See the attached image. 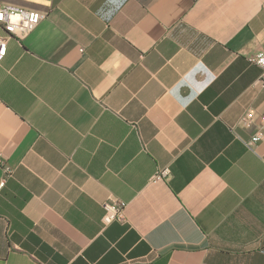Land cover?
<instances>
[{"label":"crops","instance_id":"0c3cea01","mask_svg":"<svg viewBox=\"0 0 264 264\" xmlns=\"http://www.w3.org/2000/svg\"><path fill=\"white\" fill-rule=\"evenodd\" d=\"M3 1L0 264H264V0Z\"/></svg>","mask_w":264,"mask_h":264},{"label":"built area","instance_id":"2783aa9c","mask_svg":"<svg viewBox=\"0 0 264 264\" xmlns=\"http://www.w3.org/2000/svg\"><path fill=\"white\" fill-rule=\"evenodd\" d=\"M43 14L36 10H30L17 6L12 3L0 0V27L4 30V34H0V60L6 54L7 41L15 37L21 39L31 32L39 23ZM249 61L256 64L261 69V74L256 83L264 86V50L258 51L249 57ZM255 118L252 111L245 112L243 120L251 121ZM261 124L264 125V115L258 116ZM260 139L258 134H254L247 141L246 145L250 146ZM169 173V168H162L155 173V178H161ZM3 180L0 182L2 186ZM125 203L121 200H110L104 204V214L102 221L108 224L115 220L123 218V209Z\"/></svg>","mask_w":264,"mask_h":264}]
</instances>
